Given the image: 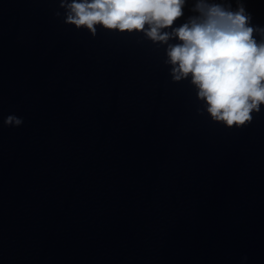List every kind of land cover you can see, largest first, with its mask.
I'll return each instance as SVG.
<instances>
[{
	"label": "clouds",
	"instance_id": "9594fccd",
	"mask_svg": "<svg viewBox=\"0 0 264 264\" xmlns=\"http://www.w3.org/2000/svg\"><path fill=\"white\" fill-rule=\"evenodd\" d=\"M185 5L186 0H59L64 23L92 36L99 26L143 33L166 45L172 80L190 78L213 121L228 128L250 124L264 105V27L252 24L243 0H236L235 9L230 0H195V15L174 26ZM22 124L15 115L4 119L9 127Z\"/></svg>",
	"mask_w": 264,
	"mask_h": 264
}]
</instances>
